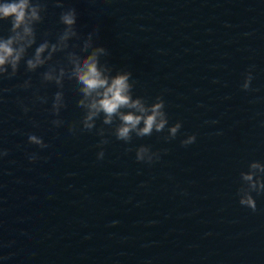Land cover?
Masks as SVG:
<instances>
[{
  "label": "water",
  "instance_id": "95a60500",
  "mask_svg": "<svg viewBox=\"0 0 264 264\" xmlns=\"http://www.w3.org/2000/svg\"><path fill=\"white\" fill-rule=\"evenodd\" d=\"M63 3L77 10L81 35L99 26L96 43L111 66L131 71L134 95L149 103L162 95L168 126L182 127L170 141L167 127L129 144L106 133L98 159L95 129L68 131L82 116L74 85L65 82L63 123L53 126L57 89L41 85L45 69L29 73L22 63L0 81L10 90L0 93V150L8 152L0 157V264H264V195L252 193L256 211L236 195L240 172L264 162V0ZM61 11L49 0L38 34L54 38ZM9 27L0 22V34ZM29 77L33 87H20ZM37 89L47 104L34 101ZM29 134L47 147L28 143ZM140 145L160 159L137 162Z\"/></svg>",
  "mask_w": 264,
  "mask_h": 264
},
{
  "label": "clouds",
  "instance_id": "9594fccd",
  "mask_svg": "<svg viewBox=\"0 0 264 264\" xmlns=\"http://www.w3.org/2000/svg\"><path fill=\"white\" fill-rule=\"evenodd\" d=\"M53 2L62 9L58 22L63 27L51 38V31L38 34V25L45 20L49 0H0V22L10 23L7 35L0 34V81L15 78L22 63L29 73L45 69L39 73L41 85L52 84L57 89L49 109L54 117L51 124L56 127L63 123L60 113L66 104L65 82H71L78 96L76 106L81 109L82 116L68 125V131L76 134L78 131L91 132L95 129L101 137L97 145L101 148L98 159L103 158V146L109 142L106 133L129 144L134 135L143 138L151 136L153 132L161 133L167 127L165 141L175 139L182 124L178 121L168 126L163 96L158 95L154 102L149 103L146 97L134 95L137 82L132 79L131 71L111 66L105 59L109 56L108 49L96 43L99 26L81 35L77 30V10L74 7L65 8L63 0ZM252 80L250 68L244 75L242 90H250ZM20 87L32 88L31 77ZM8 91L7 88L0 89V93ZM33 99L41 104L48 102V97L40 95L38 89L33 92ZM3 101L4 97L0 95V102ZM17 102L25 114L30 111L19 97ZM98 119L102 121L99 128L96 127ZM195 141L196 135L192 134L181 144L188 146ZM28 143L41 149L47 147L43 139L35 134H29ZM7 154L6 149L0 150V157ZM135 154L137 162L149 165L160 159V152L153 151L150 145H140L135 149ZM37 159L36 154L29 156L30 162L34 163ZM239 175L240 185L236 190L238 202L256 211V199L252 193L264 195V162H249L248 170L241 171Z\"/></svg>",
  "mask_w": 264,
  "mask_h": 264
}]
</instances>
